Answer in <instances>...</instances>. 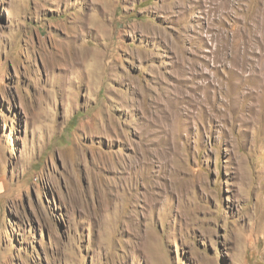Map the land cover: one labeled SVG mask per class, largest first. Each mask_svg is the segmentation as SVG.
I'll use <instances>...</instances> for the list:
<instances>
[{
    "label": "rangeland",
    "instance_id": "374dc122",
    "mask_svg": "<svg viewBox=\"0 0 264 264\" xmlns=\"http://www.w3.org/2000/svg\"><path fill=\"white\" fill-rule=\"evenodd\" d=\"M0 264H264V0H0Z\"/></svg>",
    "mask_w": 264,
    "mask_h": 264
},
{
    "label": "bare ground",
    "instance_id": "6f19581e",
    "mask_svg": "<svg viewBox=\"0 0 264 264\" xmlns=\"http://www.w3.org/2000/svg\"><path fill=\"white\" fill-rule=\"evenodd\" d=\"M82 63H83V59L84 61H88L87 63L90 65V72L93 71V69L95 70L97 68V65L100 62V53L99 52H94V51H86L84 52V54H82ZM90 62V63H89ZM81 63V62H80Z\"/></svg>",
    "mask_w": 264,
    "mask_h": 264
}]
</instances>
